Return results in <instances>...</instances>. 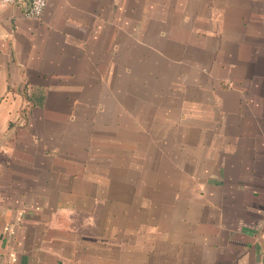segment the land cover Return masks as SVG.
<instances>
[{
  "label": "crops",
  "instance_id": "1",
  "mask_svg": "<svg viewBox=\"0 0 264 264\" xmlns=\"http://www.w3.org/2000/svg\"><path fill=\"white\" fill-rule=\"evenodd\" d=\"M0 264H264V0L0 3Z\"/></svg>",
  "mask_w": 264,
  "mask_h": 264
},
{
  "label": "built area",
  "instance_id": "2",
  "mask_svg": "<svg viewBox=\"0 0 264 264\" xmlns=\"http://www.w3.org/2000/svg\"><path fill=\"white\" fill-rule=\"evenodd\" d=\"M3 6H17L31 18H40L47 7L48 0H0Z\"/></svg>",
  "mask_w": 264,
  "mask_h": 264
},
{
  "label": "rangeland",
  "instance_id": "3",
  "mask_svg": "<svg viewBox=\"0 0 264 264\" xmlns=\"http://www.w3.org/2000/svg\"><path fill=\"white\" fill-rule=\"evenodd\" d=\"M158 140V138H156V141ZM177 149H178V147L177 146H175ZM177 149H173L172 151H170L169 153H167L166 154V159L168 160V162L169 163H176V162H178V160H179V158L180 159H183V157H184V153H180V152H178L177 151ZM149 153V152H148ZM146 169V165H143V167L142 168H140V170L139 171H143V170H145ZM138 171V170H137ZM160 194H161V192H160ZM141 196V195H140ZM141 197H143V198H145V196H143V194H142V196ZM175 197H176V195H175ZM174 197V198H175ZM156 198V197H155ZM160 198V197H159ZM161 202V201H160Z\"/></svg>",
  "mask_w": 264,
  "mask_h": 264
}]
</instances>
